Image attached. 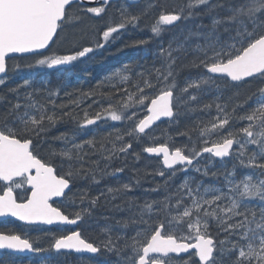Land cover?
Returning <instances> with one entry per match:
<instances>
[{
	"label": "snow or ice",
	"instance_id": "6c2138e0",
	"mask_svg": "<svg viewBox=\"0 0 264 264\" xmlns=\"http://www.w3.org/2000/svg\"><path fill=\"white\" fill-rule=\"evenodd\" d=\"M83 3L0 0V85L6 83L7 61L15 54L37 57L27 67L53 68L103 48L102 43L84 46L81 32L66 33L85 15L106 12L105 6L84 8ZM140 3L130 0L115 9L117 18L102 32L105 42L138 27L157 9L151 35L124 47L147 46L189 19L208 17L210 23L186 34L182 30L167 45L159 43L149 53L151 63L147 56L143 62H125L95 88L78 89L76 96L66 93L67 103H57L59 90L34 87L31 77L8 89L14 100L0 94V102L7 104L0 111V217L29 226H75L59 235L45 233L51 242L44 247L15 229L0 228V264H22V253L41 254L29 257L27 264H59L61 255L102 252L115 255V264H264V0H180L171 10L167 3L145 0L133 10ZM57 41L71 45L68 53L44 56L41 50ZM250 80L256 88L241 99L239 88ZM231 89L236 91L225 95ZM204 96L212 99L204 102ZM88 99L99 110L89 114L85 109L81 118L77 110ZM213 108L215 116L193 120L174 133L186 138L180 146L166 132L155 134L161 118L179 128L182 116ZM105 119L126 121L130 127L106 133L89 127ZM69 120L76 128L52 137L59 147L43 152L50 132ZM134 143L148 146L136 152ZM143 153L162 157L160 166L133 167V181L117 179L95 196L87 189L73 192L78 182L92 186L117 177L129 155L140 161ZM217 158L223 171H213ZM116 160L124 166L113 167ZM226 160L233 161L230 169ZM238 168L250 171L238 178ZM189 171L196 175L175 183L179 173ZM148 176L162 182L145 189L143 197L130 195ZM208 177L222 179V184H205ZM18 189L26 195L18 196ZM54 198L76 211L66 214L54 206ZM100 207L121 215L99 229L104 239L97 243L84 233Z\"/></svg>",
	"mask_w": 264,
	"mask_h": 264
},
{
	"label": "trees",
	"instance_id": "16d2710c",
	"mask_svg": "<svg viewBox=\"0 0 264 264\" xmlns=\"http://www.w3.org/2000/svg\"><path fill=\"white\" fill-rule=\"evenodd\" d=\"M174 4H179L180 1L174 0ZM162 3H166V1H162ZM169 5L168 7H171L173 5L167 3ZM135 7V8H134ZM133 10H136L140 7L134 6ZM142 7V6H141ZM106 15H101L100 17H96L93 14H87L84 16L83 21L77 25L74 29H66V33L69 32H81L83 34V43L84 46H93L95 47L96 43H102L104 44L103 48L95 49L94 53L89 54L90 60L86 62V64L89 66L88 70L85 73H81L83 75L79 78V80L75 83V81L69 80V77L62 80V78H53L48 79L50 82L43 84V82L38 81L40 78V74L33 71L34 67H27L26 63H23L22 61L18 64L21 66L20 69L13 68L12 71L9 73L11 77H7L6 83L4 85H0V94H3L7 97V100L12 101L14 100L13 94L8 92V89L14 88L17 85L22 83V78H29L31 77L34 80V87L37 88H47L53 91L59 90V98L57 99V103L65 102L67 103L68 97L66 96V93H72L73 96L78 95L79 93L77 90L87 91L89 89L95 88L99 81H94L92 79V76L96 74L98 71V68L101 65H108L109 63L113 62H143V58L145 56L148 57V62L151 63V56L149 55L150 52L155 51L157 48V45L161 42H163L165 45H167V42L173 35H179L181 31L183 30L186 34L187 29H194V27L198 24H205L208 25L210 23L208 17L201 18H193L189 19L185 22H181L177 26L170 28L169 32L165 33L161 39H155L150 44L144 47L140 48H132V47H124L125 44H128L134 40L139 39H145L148 36L151 35L150 32V26L155 22L158 13V10H153L150 12L149 15L145 16L138 27H128L126 30L122 31L119 38L115 41H109L105 42L102 37V32L105 30V26L108 23L113 22L117 17L115 15V8L108 10L106 12ZM100 33V34H99ZM63 35V34H62ZM56 46H59V51L53 49L50 50V52H54L55 55H62L65 52L69 51L71 48V45L67 42L61 43L60 41H57L55 44ZM94 59H97L93 61ZM79 74V73H78ZM195 74V73H193ZM185 74H182L180 77L181 82L183 81V77ZM72 79V77L70 76ZM77 78V76H76ZM37 83H41L37 84ZM257 82L255 80H250L248 83L242 84L239 88V91L241 93V99L246 97L248 94H250L252 91L255 90ZM64 86V87H63ZM72 87V88H71ZM23 91V89H22ZM66 91V92H65ZM236 91V89H231L229 92L225 93V95H230L232 92ZM211 96H204L203 100L204 102H208L211 100ZM89 105H92L91 108H88ZM249 107H251V102H249ZM7 107V104L4 102H0V111H2L4 108ZM87 109L89 111V114L99 110L98 104H93L92 99L85 100L78 111L79 116L82 118L83 116V110ZM216 115V111L213 108L210 113H204V112H198L191 116H182L180 118V125L179 128H177L176 124L171 121H163L155 126V134L157 136L161 135V132H166L169 135L174 136V133L178 130H182L184 125L187 123H191L193 120H196L198 118H204L205 120L210 119L211 117ZM121 125L120 128H117V126ZM73 126H76L74 121H66L63 124L58 125L56 128H54L50 134H49V141L50 143L48 145H44L42 148L43 152H47L49 147H59V143H51V138L54 136L59 135L60 133H71L73 131ZM241 125H237L239 127ZM91 129L99 132V133H106L109 131H113L115 129H124L126 127H130V125L126 121L121 122H113L111 120L105 119L102 121H98L96 125L89 126ZM163 142V138L160 140ZM159 141V142H160ZM186 141L185 137L174 136V144L175 146H180ZM143 146H148L146 144H135L133 145V151L140 152L141 148ZM251 147V146H250ZM113 164V167H121L123 165L122 160H116ZM145 163H150L153 167H159L160 166V159L157 157H149L145 153L142 154V158L140 161H135L131 155H129L127 160V167H125V171L123 173L118 174L117 177L113 178H106L100 182L98 185H92L90 186L88 182L81 181L78 182L77 185L73 188V192L78 191L79 189H87L89 191V194L92 196L97 195L101 190L105 188L106 185H114L116 183V180L119 179L121 182H129L133 181L135 178V173L132 171L133 167L135 168H143ZM233 161L232 160H226L225 164L230 169ZM221 170L223 171V168L221 164L219 163V160L215 163V168H213V171ZM250 170L247 169H237L236 175L237 177L243 176L246 172ZM185 175H196L195 173H192L189 171L188 173H179L176 176V184H179L181 180L184 179ZM197 178H200L197 175ZM108 179V180H107ZM162 182V178L152 176H148L146 178L142 179V182L139 186L135 188L133 192L130 193V195L143 197L145 195L144 190L151 188L155 185V183ZM205 184H222V179L217 180L213 178H205L204 181ZM106 184V185H105ZM136 193V194H135ZM153 197H155L157 194L151 193L149 194ZM119 202V201H117ZM70 213L72 214L74 211H76L75 208L71 207ZM121 214H114L110 213L105 207H100L97 209L94 213L93 219L89 222L92 227L85 232V236L88 238H91L94 242L99 243L104 239L103 235L100 233V228L105 226L107 223H113L115 219H119ZM106 217H110L109 219H106ZM93 234V235H92ZM98 237H96L95 235ZM92 235V236H91ZM95 236V237H93ZM39 240V241H38ZM38 242L45 243L48 242L47 239H44L42 237H38ZM107 255V256H106ZM187 255H184L182 257L186 258ZM98 257H101L102 261L101 263L98 260H91L87 261L86 263H78L75 262V264H115L116 257L115 255H108L105 253L98 254ZM107 257V258H106ZM103 258H106L105 260ZM112 260V261H111ZM115 260V261H114ZM68 262L71 263V261H64L63 259L59 260V264H68ZM96 262V263H95Z\"/></svg>",
	"mask_w": 264,
	"mask_h": 264
},
{
	"label": "flooded vegetation",
	"instance_id": "af4514ba",
	"mask_svg": "<svg viewBox=\"0 0 264 264\" xmlns=\"http://www.w3.org/2000/svg\"><path fill=\"white\" fill-rule=\"evenodd\" d=\"M17 195L18 196H24L26 195L25 190L23 189H18L17 190ZM67 213L69 214V211H67ZM12 228L15 229L17 232H20L21 234H26L28 236V234L31 232V238L33 239V241H37L38 237H42L44 239H47L48 242L45 243L44 240H42L43 242H38V246L44 247L47 246L51 241L46 237L45 233L47 234H51V233H55L56 235L61 234V230L63 231H69V230H75V227H71V226H61L60 229H58L56 226H46V225H24L23 223H21L20 221H17L15 219H11V218H5L3 220H0V228ZM39 241V240H38ZM41 254H37L36 257H38ZM21 261L22 264H27V259L29 257H18ZM56 259L59 261L60 259H63L64 261H71L68 262V264H74V262H78V263H86L87 261H91V258L89 257H78L74 254L68 255V256H64L61 255L59 257H56ZM95 260V259H94ZM98 261L101 263V258H98Z\"/></svg>",
	"mask_w": 264,
	"mask_h": 264
},
{
	"label": "water",
	"instance_id": "95a60500",
	"mask_svg": "<svg viewBox=\"0 0 264 264\" xmlns=\"http://www.w3.org/2000/svg\"><path fill=\"white\" fill-rule=\"evenodd\" d=\"M112 1H116V0H112ZM128 2H130V0H128ZM102 3V0H84L83 5H96V4H100ZM44 51V50H41ZM2 74H0L1 76ZM162 119H166V118H161Z\"/></svg>",
	"mask_w": 264,
	"mask_h": 264
},
{
	"label": "bare ground",
	"instance_id": "6f19581e",
	"mask_svg": "<svg viewBox=\"0 0 264 264\" xmlns=\"http://www.w3.org/2000/svg\"><path fill=\"white\" fill-rule=\"evenodd\" d=\"M163 121H167V120H166V119H162V120L158 121L157 124H159V123H161V122H163ZM157 124H156V125H157ZM157 158H159L160 161L162 160L161 157H157ZM114 164H115V163H114ZM107 180H108V179H107ZM105 185H106V184H105ZM135 194H136V193H135ZM92 235H93V234H92ZM92 235H91V236H92ZM94 235H95V234H94ZM95 236H96V235H95ZM95 236H93V237H95ZM96 237H98V235H97ZM89 239H91V238H89ZM91 240H92V239H91ZM97 256H98V255H97ZM106 256H107V255H106ZM98 258H101V257H93V258H91V260H94V259H95V260H98ZM106 258H107V257H106ZM95 260H94V261H95ZM101 260H102V259H101ZM111 261H112V260H111ZM95 263H96V262H95ZM102 264H103V263H102Z\"/></svg>",
	"mask_w": 264,
	"mask_h": 264
},
{
	"label": "rangeland",
	"instance_id": "374dc122",
	"mask_svg": "<svg viewBox=\"0 0 264 264\" xmlns=\"http://www.w3.org/2000/svg\"><path fill=\"white\" fill-rule=\"evenodd\" d=\"M163 1H166V3H169V4H172V3H174V0H163ZM38 240V239H37ZM37 242V241H36ZM104 260L106 259V258H103ZM115 261V260H114ZM74 264H75V262H74Z\"/></svg>",
	"mask_w": 264,
	"mask_h": 264
}]
</instances>
